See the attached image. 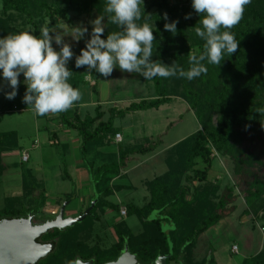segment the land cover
<instances>
[{
  "label": "trees",
  "instance_id": "trees-1",
  "mask_svg": "<svg viewBox=\"0 0 264 264\" xmlns=\"http://www.w3.org/2000/svg\"><path fill=\"white\" fill-rule=\"evenodd\" d=\"M186 2L181 12L179 9L173 11L169 8L168 0H154L151 4L156 5L159 11L168 9V22L177 16L179 23L175 35L164 30L163 15H156L151 8H144L145 15L151 14L148 22L151 19L157 22L154 33L159 40L153 41V52L156 54L152 59L165 64L175 62L185 70L190 67L189 58L180 59L175 52L180 44L179 37L186 27L195 29L201 26L200 19L203 17V14L199 16L192 9L191 0ZM106 3L107 0H1L0 38L16 32L17 18L21 19V23H27V27L28 24L29 27L32 25L35 35H39L37 17L47 15L49 21L46 24L54 26L58 17L67 19L70 9H85L90 6L106 17L103 37L106 38L113 26L107 19L108 14L104 12ZM189 13L191 19H184ZM229 31L239 42L238 50L231 56L225 53L220 66L205 61L206 74L193 80L184 78L183 81L184 96L195 111L201 128L165 151V172L145 182L149 193L146 203L142 206L134 203L126 205L127 216L138 217L141 230L134 232L127 220L121 219L112 226L117 240L110 243V246L99 242V235L96 233L99 225L96 224L99 219L97 211L119 208L118 203L108 200L113 194V187L106 185L100 191L97 189V201L91 213L82 221L63 230H50L51 237L48 239H44L45 234L38 238L54 244L43 264H74L77 259H92L94 264H105L116 260L125 244H128L129 251L137 256L141 264H152L159 255L164 254L169 255L167 264L214 263V259H196V241L203 232L216 225L234 208L237 197L234 194L235 187L240 189L253 211L257 212L264 207V181L257 178L251 170L254 162L263 164L260 156L264 155V112L259 111L264 109V0H251L245 6L240 22ZM198 40L197 55H200L204 51L205 42L200 37ZM151 80L156 92L155 98L133 102L126 109L117 112L111 110L113 112L109 119L99 120L94 128L95 118H82L78 110L72 116L60 113L62 124L68 129L76 130L81 136L83 158L88 153L89 144L97 142L105 133L117 130L114 126V112L125 115L130 111L159 109L169 103L166 78L157 76ZM213 113L218 117L216 123L211 117ZM100 116L101 114H97V117ZM18 140L17 131H0V176L8 169L3 156L5 152L18 147ZM160 141L152 140L133 150L120 149L118 161L99 165L97 170L102 176L108 172H113L110 178L119 176L121 170L132 162L133 154L152 153ZM256 141L262 145L258 151L253 149ZM214 151L233 158L235 185H227L221 189L219 182L210 180L209 171ZM99 183V180L94 183L96 188ZM30 188L32 190L29 191L36 190L34 186L30 185ZM39 208L26 206L22 196L8 197L0 210V220L26 217ZM154 211H157L158 216L149 218ZM163 221L173 223L174 227L168 233L162 229ZM92 235L97 238L95 242L92 241ZM255 258L253 264L264 263V247ZM41 260L39 264L42 263Z\"/></svg>",
  "mask_w": 264,
  "mask_h": 264
},
{
  "label": "rangeland",
  "instance_id": "rangeland-1",
  "mask_svg": "<svg viewBox=\"0 0 264 264\" xmlns=\"http://www.w3.org/2000/svg\"><path fill=\"white\" fill-rule=\"evenodd\" d=\"M153 1L144 0V6H141L151 8L156 15L168 13V9L164 8L165 10L159 11L156 5H151ZM186 4V0H168V7L172 8L173 11L179 9L181 12ZM99 17L104 18L102 26L105 27L106 17L96 8L91 6L85 9L77 7L69 10L66 20L58 17L54 26H59L65 42L71 43L73 51L78 55L80 48L84 47V40L78 44L72 40L71 36L75 26H86L91 32V22ZM176 19L177 16L173 20ZM36 20L38 23L37 31L49 21L45 14L37 17ZM15 21L18 25L15 33L32 30L35 34V28L32 25L29 27L28 24L27 27V23H21L20 18ZM150 24L155 31L157 22L151 19ZM117 30V26L113 25L112 31ZM185 31L180 35V44L175 49L180 59L189 58L190 53L197 55L199 52V37L195 34V29L186 27ZM156 39L159 40L158 37ZM54 47L59 50L58 46L54 45ZM155 54L153 52V55ZM172 63L169 62L168 64ZM68 67L72 71L68 82L74 88L79 89L81 99L65 111V114L72 116L75 110H78L82 118H95L93 128L99 120H108L113 111L126 109L131 103L139 102L142 99L156 97L152 80H145L139 74L121 72L117 68L108 79H103L95 71L89 79L85 73V68H75L74 58L69 62ZM19 79L20 86L15 99L10 101L5 98L3 92H0V131H17L19 136L18 149L14 148L5 152L3 156L8 169L0 176V210L8 197L22 196L26 206L33 209L40 207L33 215L37 219L45 221L53 219L63 203L69 199L65 216L81 218L88 213V207L91 209V206L97 201L98 190L100 191L106 185L113 187V194L109 196V200L118 203V210L122 207L127 209L126 205L132 203L142 206L147 201V199L145 201V197L149 195L144 186L145 182L161 175L166 170L165 151L201 128L195 111L184 96L182 86L184 78L169 77L165 80L170 95L169 103L162 105L159 109L130 111L125 115L114 112V126L117 130L107 132L97 142L89 144L88 153L83 158L80 148L82 138L78 132L62 128L60 113H49L41 116V118L37 117L32 107L22 102L26 85L23 82L22 74ZM2 82L3 77L0 75V83ZM75 83L79 85L76 86ZM10 90L7 87L4 89V91ZM97 114H101V116L97 117ZM211 117L216 123L217 114L213 113ZM117 133H121V140L115 139ZM76 138L80 143L73 142ZM156 139L161 141L152 153L147 155L133 154L132 161L147 160L146 162H150L148 161L149 156L161 151L157 157L152 159L155 164L147 163L144 167H140L131 181L127 180V175L122 173L124 169L121 170L119 176L114 178H110L113 176V172H108L102 176L97 170L99 165L118 161L120 149H137ZM65 144H68L69 149H65L63 146ZM261 147L262 145L257 141L253 144L254 151L260 150ZM23 150L28 153L29 161L21 160ZM213 155V164L209 171L210 180L219 182L221 189L227 185H235L233 175L235 162L233 158L228 154L221 155L216 151ZM75 157L82 159L83 164L87 166L93 185L96 181H100L97 188L96 185L95 187L87 185L78 188L76 169L74 168L76 164L72 161ZM260 159L263 164L254 162L251 170L257 178L264 181V155L260 156ZM64 160H67L66 165H63ZM161 170H163L162 173ZM68 173L71 174V178L67 177ZM30 185L34 186L36 190L29 191ZM87 191L90 192V195L87 194ZM234 194L237 197L230 213L198 237L195 249L197 260L214 259V263L208 264H253L256 255L264 247V207L255 212L251 209V205L246 203V198L238 187H235ZM84 197L86 208L81 206V200ZM157 216V211H154L149 218ZM126 218L134 232L141 230L138 217L132 215ZM110 220L112 219L110 218ZM113 220H116L115 217ZM161 226L167 233L174 227L173 223L168 221H163ZM96 233L99 235V242L105 246H110V243L117 240L111 226L99 224ZM44 237V239H48L51 234L47 232ZM96 240L95 235H92V241L95 242ZM233 245L238 246L237 252L232 250ZM45 259L47 256L41 260V264L46 262Z\"/></svg>",
  "mask_w": 264,
  "mask_h": 264
},
{
  "label": "clouds",
  "instance_id": "clouds-1",
  "mask_svg": "<svg viewBox=\"0 0 264 264\" xmlns=\"http://www.w3.org/2000/svg\"><path fill=\"white\" fill-rule=\"evenodd\" d=\"M251 0H191L192 9L199 16V27L195 34L204 43L200 55L189 54L190 67L185 70L173 62L165 64L153 60V41L156 40L153 27L145 15L144 0H107L104 12L108 21L117 26V31L104 37L103 17L92 21V29L79 25L73 30L72 40L77 44L84 40V47L77 55L71 43L65 42L58 25L46 24L35 35L32 30L8 34L0 38V92L8 100L18 94L20 76L24 77L26 90L22 102L31 106L38 116L57 114L69 110L81 99L79 89L68 81L72 75L68 64L75 60V68H85L87 78L93 71L103 79L112 76L117 68L121 72L136 73L145 80L157 76L193 80L206 74L205 61L221 65L224 54H234L239 48L235 35L229 31L243 17L245 6ZM164 30L173 35L177 32L178 20L169 21L164 13ZM184 19H191V13ZM221 29H224L223 31ZM58 46L59 50H57ZM10 91H4L5 88ZM259 111L264 112V109Z\"/></svg>",
  "mask_w": 264,
  "mask_h": 264
},
{
  "label": "water",
  "instance_id": "water-1",
  "mask_svg": "<svg viewBox=\"0 0 264 264\" xmlns=\"http://www.w3.org/2000/svg\"><path fill=\"white\" fill-rule=\"evenodd\" d=\"M69 202L66 201L60 207L58 214L53 219L43 222H35L34 215L26 217L4 218L0 220V264H38L46 257L54 247L53 243L39 242L38 238L52 229L60 230L73 226L82 221L91 213L94 204L88 207V213L81 218L65 216V209ZM169 255H159L152 264H167ZM74 264H94L92 259H77ZM105 264H141L137 256L129 251L128 244H125L121 255L113 261Z\"/></svg>",
  "mask_w": 264,
  "mask_h": 264
},
{
  "label": "crops",
  "instance_id": "crops-1",
  "mask_svg": "<svg viewBox=\"0 0 264 264\" xmlns=\"http://www.w3.org/2000/svg\"><path fill=\"white\" fill-rule=\"evenodd\" d=\"M37 116V115H36ZM38 117V116H37ZM44 118V117H43ZM44 126V125H43ZM43 126H42V128H43ZM62 128H66V126L65 125H62ZM67 129V128H66ZM46 130H48V129H46ZM68 131V130H67ZM67 131H66V133H67ZM64 132V131H63ZM59 138V137H58ZM73 142H75V143H80V141L78 140V138H76L75 139V141H73ZM64 147H65V149H69V147H68V144H65V145H63ZM22 152H26V151H22ZM158 153L160 154L161 153V151L160 152H157V153H155V154H152L151 156H149V158H148V161H150V162H146L147 160H140L139 162H135L134 160L130 163V165L126 168V169H124V170H122V173L123 174H125V176L127 177L126 179L127 180H132L134 177H135V175H136V172L137 171H139L140 169V167H144V165H147V163H152V165L153 164H155V162L152 160V159H154V157H157V155H158ZM22 154L23 153H21V160H22ZM72 157V156H71ZM72 160V159H71ZM152 160V161H151ZM23 161V160H22ZM29 161V160H28ZM72 161H74L75 162V164H76V166L74 167L75 169H76V177H77V184H78V188H82V186H93V187H95V184L93 185V183H92V181L90 180V173H89V170L87 169V166H85L84 164H83V161H82V159H79V157L78 158H76L75 157V159L74 160H72ZM25 162V161H24ZM63 165H66V163H67V160H64L63 161ZM161 173L163 172V170H161L160 171ZM69 176V178H71L72 176H71V174L70 173H68L67 174V177ZM89 186V187H90ZM91 186V187H92ZM145 186V185H144ZM145 188H146V186H145ZM147 190V189H146ZM87 194L88 195H90V192L89 191H87ZM86 197V196H85ZM85 197H84V199H82L81 200V206H83V208H86L87 207V205H86V202H85ZM146 199H148V197H145V201H146ZM108 200H109V197H108ZM110 202H112V203H117V202H114V201H112V200H109ZM119 201H121V200H119ZM121 202H124V201H121ZM146 203V202H145ZM127 204V203H126ZM123 208V207H122ZM97 214H98V217H99V219H98V221L96 222V224H105V225H108V226H113V224L114 223H116V222H118V221H120L121 219H126L127 220V218L126 217H128L127 215L126 216H122L121 214H120V210H118V211H116V210H114V209H111V208H104V209H99L98 211H97ZM114 217H115V221L113 220L114 219ZM110 218L112 219V220H110ZM107 221H109V222H107ZM128 222V221H127ZM129 224V223H128ZM113 228V227H112ZM239 250V249H238Z\"/></svg>",
  "mask_w": 264,
  "mask_h": 264
},
{
  "label": "built area",
  "instance_id": "built-area-1",
  "mask_svg": "<svg viewBox=\"0 0 264 264\" xmlns=\"http://www.w3.org/2000/svg\"><path fill=\"white\" fill-rule=\"evenodd\" d=\"M121 137H122L121 136V133H117L116 136H115V139L116 140H121ZM22 160L25 161V162L29 160V155H28L27 152H23V154H22ZM120 214L122 216H126L127 215V209L121 208L120 209ZM232 250L235 251V252H237L238 251V246L233 245Z\"/></svg>",
  "mask_w": 264,
  "mask_h": 264
},
{
  "label": "flooded vegetation",
  "instance_id": "flooded-vegetation-1",
  "mask_svg": "<svg viewBox=\"0 0 264 264\" xmlns=\"http://www.w3.org/2000/svg\"><path fill=\"white\" fill-rule=\"evenodd\" d=\"M59 212V211H58ZM58 214V213H57ZM56 214V215H57ZM56 217V216H55ZM34 221L35 222H43L42 220H39V219H37L35 216H34ZM39 242H43V243H47V242H44V241H42V240H38ZM38 264H39V262H38Z\"/></svg>",
  "mask_w": 264,
  "mask_h": 264
}]
</instances>
